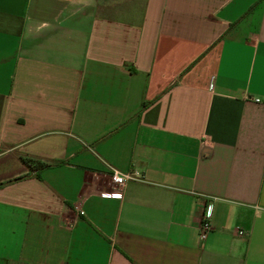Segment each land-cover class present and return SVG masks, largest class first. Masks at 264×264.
Masks as SVG:
<instances>
[{"label":"crops","instance_id":"1","mask_svg":"<svg viewBox=\"0 0 264 264\" xmlns=\"http://www.w3.org/2000/svg\"><path fill=\"white\" fill-rule=\"evenodd\" d=\"M106 2L0 0V264H264V0Z\"/></svg>","mask_w":264,"mask_h":264},{"label":"built area","instance_id":"2","mask_svg":"<svg viewBox=\"0 0 264 264\" xmlns=\"http://www.w3.org/2000/svg\"><path fill=\"white\" fill-rule=\"evenodd\" d=\"M256 102H259V100H257ZM134 179H135V176L132 173H123L116 169H112L111 170V181H112V184L114 185V189L112 191L102 193V196L107 197V198H120L122 196L123 189L127 186V183ZM81 204H82V201L78 203V205L80 206ZM77 209L81 211L79 206H77ZM211 231H212L211 223L208 220L204 219L201 222L200 227H199L200 240L205 241L208 235L211 233ZM239 234L243 235L244 233L239 231Z\"/></svg>","mask_w":264,"mask_h":264},{"label":"rangeland","instance_id":"3","mask_svg":"<svg viewBox=\"0 0 264 264\" xmlns=\"http://www.w3.org/2000/svg\"><path fill=\"white\" fill-rule=\"evenodd\" d=\"M124 0H107L106 6L104 7L105 14H112L115 16L127 17V18H138L141 16L142 6L138 5H128V6H120ZM126 3V2H125Z\"/></svg>","mask_w":264,"mask_h":264},{"label":"trees","instance_id":"4","mask_svg":"<svg viewBox=\"0 0 264 264\" xmlns=\"http://www.w3.org/2000/svg\"><path fill=\"white\" fill-rule=\"evenodd\" d=\"M21 159H22V162L30 169L46 165L45 163H43V162H41L39 160H36L34 158H30V157H24V158H21Z\"/></svg>","mask_w":264,"mask_h":264}]
</instances>
